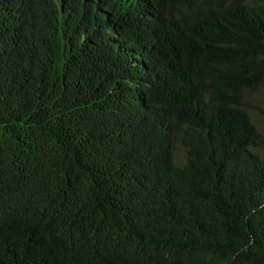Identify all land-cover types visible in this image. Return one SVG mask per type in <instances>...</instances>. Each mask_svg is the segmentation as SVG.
Segmentation results:
<instances>
[{
	"label": "trees",
	"instance_id": "obj_1",
	"mask_svg": "<svg viewBox=\"0 0 264 264\" xmlns=\"http://www.w3.org/2000/svg\"><path fill=\"white\" fill-rule=\"evenodd\" d=\"M263 80L264 0H0V264H264Z\"/></svg>",
	"mask_w": 264,
	"mask_h": 264
},
{
	"label": "rangeland",
	"instance_id": "obj_2",
	"mask_svg": "<svg viewBox=\"0 0 264 264\" xmlns=\"http://www.w3.org/2000/svg\"><path fill=\"white\" fill-rule=\"evenodd\" d=\"M54 3H58L59 0H53ZM249 114L251 120L257 127V131L260 134L261 148L259 150L264 154V80L253 92L251 99L249 100ZM175 158L178 161H183L185 158V152L182 147H177L175 151Z\"/></svg>",
	"mask_w": 264,
	"mask_h": 264
}]
</instances>
